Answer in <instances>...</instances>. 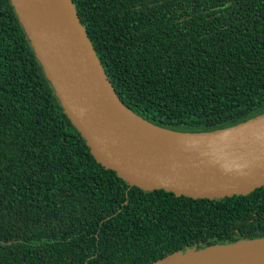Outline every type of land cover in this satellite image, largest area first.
Returning a JSON list of instances; mask_svg holds the SVG:
<instances>
[{"label": "trees", "instance_id": "1", "mask_svg": "<svg viewBox=\"0 0 264 264\" xmlns=\"http://www.w3.org/2000/svg\"><path fill=\"white\" fill-rule=\"evenodd\" d=\"M125 107L175 133L264 116V0H72ZM264 239V185L190 198L98 162L0 0V264H155Z\"/></svg>", "mask_w": 264, "mask_h": 264}, {"label": "water", "instance_id": "2", "mask_svg": "<svg viewBox=\"0 0 264 264\" xmlns=\"http://www.w3.org/2000/svg\"><path fill=\"white\" fill-rule=\"evenodd\" d=\"M47 77L95 159L128 183L176 196L246 195L264 185V143L218 157L189 152L124 106L108 80L72 0H11ZM155 264H264V239L243 241Z\"/></svg>", "mask_w": 264, "mask_h": 264}, {"label": "bare ground", "instance_id": "3", "mask_svg": "<svg viewBox=\"0 0 264 264\" xmlns=\"http://www.w3.org/2000/svg\"><path fill=\"white\" fill-rule=\"evenodd\" d=\"M164 138L189 152L218 157L240 150L251 151L264 143V117L232 130L200 136L164 134Z\"/></svg>", "mask_w": 264, "mask_h": 264}]
</instances>
